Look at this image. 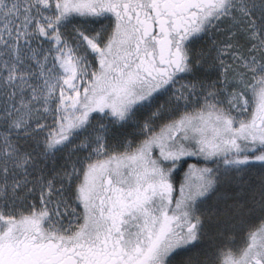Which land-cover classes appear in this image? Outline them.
<instances>
[{
  "label": "snow or ice",
  "instance_id": "1",
  "mask_svg": "<svg viewBox=\"0 0 264 264\" xmlns=\"http://www.w3.org/2000/svg\"><path fill=\"white\" fill-rule=\"evenodd\" d=\"M0 264H264V0H0Z\"/></svg>",
  "mask_w": 264,
  "mask_h": 264
}]
</instances>
